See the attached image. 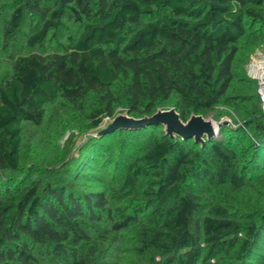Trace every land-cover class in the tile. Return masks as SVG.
<instances>
[{
    "label": "trees",
    "instance_id": "trees-1",
    "mask_svg": "<svg viewBox=\"0 0 264 264\" xmlns=\"http://www.w3.org/2000/svg\"><path fill=\"white\" fill-rule=\"evenodd\" d=\"M0 19L5 38L26 24L31 48L68 29L55 50L18 53L0 76L1 174L18 166L21 122L39 125L57 97L85 113L95 93L102 107L85 116L96 126L117 102L111 87L120 74L129 112L143 106L150 113L171 98L182 121L184 108L210 110L230 85L240 39L253 25L264 29V0H0ZM245 123L252 133L238 127L201 141L166 131L153 137L125 164L119 198L146 181L127 204L112 206L106 190H83L60 175L0 193V264H102L112 233L137 222L139 250L159 254L156 264H205L236 245L237 258L259 259L264 212L237 220L223 206L202 207L194 192L264 183V113ZM99 160L98 153L77 161L66 174L80 178ZM4 183L0 175V192Z\"/></svg>",
    "mask_w": 264,
    "mask_h": 264
},
{
    "label": "rangeland",
    "instance_id": "rangeland-1",
    "mask_svg": "<svg viewBox=\"0 0 264 264\" xmlns=\"http://www.w3.org/2000/svg\"><path fill=\"white\" fill-rule=\"evenodd\" d=\"M22 25V31L11 38H5L0 19V76L10 70L16 54L32 50L40 52L41 49L55 50L57 42H61L68 33V29L59 30L53 38H50L53 35L47 36L43 48L37 45L31 48L24 41L27 25ZM257 28L258 26L253 25L247 35L240 39L238 52L232 64L233 77L221 100L210 110L201 113L184 108L187 119L198 114L204 120L210 121L213 127L212 135H222V129L234 131L238 130V127L246 134L252 133L253 124L247 125L245 121H253L264 113V95L261 93L264 83L263 69L261 66L253 68V64L264 62V43L256 42V35L264 34V29L259 32ZM6 42L7 45L4 46ZM124 81L121 74L115 80L111 90L117 97V102L113 104L110 114L103 113L100 116L101 121L96 126L85 116L91 106L102 107L95 93H91L85 113L76 110L66 99L57 97L52 103L45 104L44 117L39 125L21 122L20 159L15 169L0 174L5 182L0 192L1 196L16 194L33 179L40 185L60 175L73 186L83 190L96 188L106 190L111 196L112 206L137 200L146 183L144 178L138 180L134 189L125 192L128 194H123L120 198L116 194L119 193L117 188L125 164L133 156L144 151L153 137L164 134L165 125L159 123L107 131L105 128L119 115L137 119L147 117L157 111L173 108L175 100L171 98L155 103L150 113H144L143 106L129 112L123 97ZM194 145H196L194 141L189 142V146ZM241 149L240 145L237 152L241 153ZM98 153L100 160L82 172V177L75 178L66 174L77 161L79 163L92 156L97 159ZM194 192L199 193L197 199L202 207L223 206L230 216L237 220H257L259 214L264 212V183L258 182L255 178L247 188L236 190L225 182L216 183L203 191L196 189ZM138 228L137 222L112 233L113 241L105 249L102 264H156L161 259L159 254L151 249L139 250ZM238 237L242 236L239 234ZM236 250L237 245L219 251L205 264H264V250H260L259 259L247 260L237 258Z\"/></svg>",
    "mask_w": 264,
    "mask_h": 264
},
{
    "label": "water",
    "instance_id": "water-1",
    "mask_svg": "<svg viewBox=\"0 0 264 264\" xmlns=\"http://www.w3.org/2000/svg\"><path fill=\"white\" fill-rule=\"evenodd\" d=\"M162 123L168 134L178 135L181 138H193L194 141H201L202 136L212 135L213 127L210 121L204 120L201 115H191L185 123L181 121L174 108L160 110L143 118H132L119 115L105 130H113L122 127H142Z\"/></svg>",
    "mask_w": 264,
    "mask_h": 264
},
{
    "label": "bare ground",
    "instance_id": "bare-ground-1",
    "mask_svg": "<svg viewBox=\"0 0 264 264\" xmlns=\"http://www.w3.org/2000/svg\"><path fill=\"white\" fill-rule=\"evenodd\" d=\"M255 66H261V68L263 69V73L262 74L264 76V62L253 64V68H255ZM253 74H255V72H253ZM261 93L264 95V83H263V87L261 89Z\"/></svg>",
    "mask_w": 264,
    "mask_h": 264
}]
</instances>
